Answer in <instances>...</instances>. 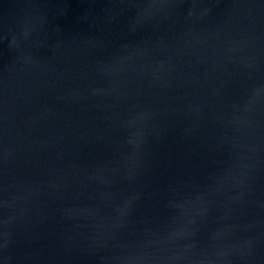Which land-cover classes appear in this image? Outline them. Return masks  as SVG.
Instances as JSON below:
<instances>
[{"label": "water", "instance_id": "obj_1", "mask_svg": "<svg viewBox=\"0 0 264 264\" xmlns=\"http://www.w3.org/2000/svg\"><path fill=\"white\" fill-rule=\"evenodd\" d=\"M0 264H264V0H0Z\"/></svg>", "mask_w": 264, "mask_h": 264}]
</instances>
